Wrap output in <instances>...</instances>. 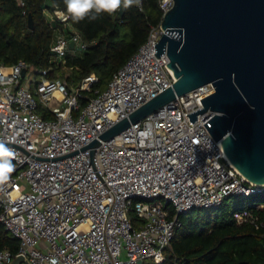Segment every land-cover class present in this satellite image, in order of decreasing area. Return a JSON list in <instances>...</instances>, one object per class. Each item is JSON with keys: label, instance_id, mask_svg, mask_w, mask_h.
Returning <instances> with one entry per match:
<instances>
[{"label": "built area", "instance_id": "built-area-1", "mask_svg": "<svg viewBox=\"0 0 264 264\" xmlns=\"http://www.w3.org/2000/svg\"><path fill=\"white\" fill-rule=\"evenodd\" d=\"M160 7L165 12L170 0ZM47 11L55 30L49 66L0 63V142L14 153L15 166L0 183V224L18 242L15 254L0 250V264L15 257L23 258L19 264L160 263L178 214L264 187L247 180L205 128L215 112L197 114L193 123L186 116L203 107L200 100L214 91L210 82L87 147L175 81L166 50L155 55L163 30L151 25L145 43L81 107L93 75L69 90L66 80L48 74L87 44L66 12L53 7L48 19ZM233 216L254 221L247 210Z\"/></svg>", "mask_w": 264, "mask_h": 264}, {"label": "trees", "instance_id": "trees-1", "mask_svg": "<svg viewBox=\"0 0 264 264\" xmlns=\"http://www.w3.org/2000/svg\"><path fill=\"white\" fill-rule=\"evenodd\" d=\"M161 1L141 0V8L134 2L122 14L119 9L112 14L101 12L91 20L93 11L74 23L65 0H23V6L18 0H0V63L24 61L37 69L48 67L55 30L43 11L62 9L87 46L78 54L67 55L66 67H56L48 75L66 80L69 90L81 87L83 80L93 75L89 89L82 90L78 98L83 107L145 43L150 26L160 23ZM28 14L32 18L31 29L27 26ZM38 111L49 117L44 109ZM260 205H264V187L248 195L227 196L216 207L192 208L178 214L179 224L164 251V260H146L143 264H264V207ZM242 210L249 211L254 221L237 222L233 214ZM130 219L137 221L133 214ZM4 248L15 254L18 242L0 224V250Z\"/></svg>", "mask_w": 264, "mask_h": 264}, {"label": "water", "instance_id": "water-1", "mask_svg": "<svg viewBox=\"0 0 264 264\" xmlns=\"http://www.w3.org/2000/svg\"><path fill=\"white\" fill-rule=\"evenodd\" d=\"M123 9L121 5L120 14ZM27 26L33 27L30 14ZM160 27L163 33L155 43V55L159 58L166 50L175 81L87 147L98 146L176 96L210 82L214 91L200 100L203 107L186 116L193 123L197 114L215 112L205 128L215 141L221 140L231 164L247 180L263 186L264 0H170ZM22 261L15 257L9 264Z\"/></svg>", "mask_w": 264, "mask_h": 264}, {"label": "clouds", "instance_id": "clouds-1", "mask_svg": "<svg viewBox=\"0 0 264 264\" xmlns=\"http://www.w3.org/2000/svg\"><path fill=\"white\" fill-rule=\"evenodd\" d=\"M139 4L140 0H65L67 12L74 23L83 20L90 12L94 14L89 17L95 20L101 12L114 13L121 7H130L133 3ZM14 153L0 142V183L6 182L9 175L14 171L12 164Z\"/></svg>", "mask_w": 264, "mask_h": 264}, {"label": "rangeland", "instance_id": "rangeland-1", "mask_svg": "<svg viewBox=\"0 0 264 264\" xmlns=\"http://www.w3.org/2000/svg\"><path fill=\"white\" fill-rule=\"evenodd\" d=\"M46 16L48 19H50V11L49 10L46 12ZM66 72H68V71H66ZM37 78H38V74L35 75L36 80H37Z\"/></svg>", "mask_w": 264, "mask_h": 264}, {"label": "bare ground", "instance_id": "bare-ground-1", "mask_svg": "<svg viewBox=\"0 0 264 264\" xmlns=\"http://www.w3.org/2000/svg\"><path fill=\"white\" fill-rule=\"evenodd\" d=\"M256 184V183H255ZM258 185V184H257ZM263 186H264V184H263Z\"/></svg>", "mask_w": 264, "mask_h": 264}]
</instances>
